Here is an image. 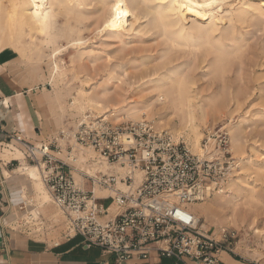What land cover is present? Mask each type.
<instances>
[{"label": "bare ground", "instance_id": "1", "mask_svg": "<svg viewBox=\"0 0 264 264\" xmlns=\"http://www.w3.org/2000/svg\"><path fill=\"white\" fill-rule=\"evenodd\" d=\"M88 7L92 10L94 31L120 43L124 42V33L130 31L135 22L140 18L146 19L144 29L147 33L153 31L162 46L159 62L151 72L154 80L150 82V96L138 101L127 100L116 90V86L109 85L108 69L91 70L90 67L94 76L83 74V67L80 66L83 57L90 59L91 64L96 62V51L82 50L87 43L81 33L83 21L90 17ZM224 21L227 26L221 27ZM254 22L264 28V0H212L211 3L210 0H0V48L10 47L20 53L18 63L24 81L31 88L39 83H50L51 90L44 88L43 92L59 133L66 135L76 130L86 109L102 112V115L110 116L114 123L151 119L154 109H169L179 113L178 123L168 127L171 139L177 142L184 138L192 154L203 156L208 153L201 147L199 128L211 117L228 111L233 100L225 88L197 100L200 91L195 89L196 71L203 65L201 77L222 78L243 48L241 40L236 38L235 25ZM179 53L191 58L174 64L173 55ZM68 54L71 55L69 65H66L63 57ZM106 58H109L108 55ZM80 74H83V79ZM96 76L102 81L94 84ZM226 130L229 148L236 153L247 141L246 133L240 128V121L228 125ZM69 135L72 136L73 132ZM70 142L73 143V140ZM73 147L71 160L78 169L90 175L109 173L111 170L91 150L75 144ZM239 155L234 162L239 169L235 179L214 192L208 202L188 205L192 213L200 221L202 219L201 231L213 228L215 238L222 229L229 227L243 232V235L253 229L254 233H259L254 226L260 213L264 214V195L253 182L247 180L251 175L261 178L264 168L242 153ZM0 158L3 162L11 159L19 162L13 173L25 178L31 187L37 204L30 217L41 223L39 210L49 206L51 199L40 179L39 170L24 161L14 144L0 150ZM114 169V173L122 171L119 167ZM242 171L248 172V176H241ZM3 176L8 179L10 173L3 170ZM74 176L77 181L81 180L76 174ZM118 187L122 186L118 184ZM109 194L94 188L95 197ZM114 210L112 205L110 211ZM241 247L242 241L236 247L240 254ZM247 255L264 258L256 250Z\"/></svg>", "mask_w": 264, "mask_h": 264}, {"label": "built area", "instance_id": "2", "mask_svg": "<svg viewBox=\"0 0 264 264\" xmlns=\"http://www.w3.org/2000/svg\"><path fill=\"white\" fill-rule=\"evenodd\" d=\"M207 135L214 142L211 159L209 153L192 154L183 141L174 142L144 122L110 126L105 119L80 122L72 137L59 133L39 146L9 136L4 148L14 144L24 161L39 170L51 203L65 218L68 236L101 248L114 257L113 264H150L152 255L173 264H219L220 254L235 255L237 233L222 229L215 238L201 231V221L188 209L223 189L233 171L228 135ZM71 140L91 149L110 167L109 173L90 175L78 169L71 160ZM114 167L122 173H114ZM73 174L81 180L75 181ZM96 187L110 193L113 212L98 203ZM18 222L24 229L28 225L24 218Z\"/></svg>", "mask_w": 264, "mask_h": 264}, {"label": "rangeland", "instance_id": "3", "mask_svg": "<svg viewBox=\"0 0 264 264\" xmlns=\"http://www.w3.org/2000/svg\"><path fill=\"white\" fill-rule=\"evenodd\" d=\"M87 13L90 14V17L83 21V31L81 33L83 39L86 40L87 43L82 47V50L89 51L90 49H93L96 51L94 54L96 56V62L91 64L90 59L83 57V60L80 64L84 70L83 74L93 75L94 73L90 72V69H108L110 70L109 85L116 86V90L122 93L127 100L138 101L142 97L150 96L152 94V92L149 90L150 86L152 85L150 82L154 80L151 72L155 65L159 62V51L162 46L160 40L156 35H154L153 31L147 33L144 29L146 19L140 18L137 22H135L133 28L130 31L124 33L122 39L124 42L120 43L115 39L105 38L103 34H98L97 31H94V19L93 16H91L92 10L90 7H88ZM223 26H227L225 21L221 24V27ZM234 31L236 33V38L241 40L243 48L230 64L224 76L222 78L214 79L210 77H201L203 65L199 66L200 69L196 71L195 75L197 81L195 89L197 88L200 91V93L197 95V100L209 95L211 92L221 91L223 88L229 90L230 97L233 100L228 111L222 113L221 116L211 117L204 126L199 128L201 134V147L203 148V145H206V142H208L206 145V151L210 155H208L207 158L211 159L213 158V155H215L213 147L214 142L212 141V138L207 135V132H211L214 138L221 132H224L228 135L226 130L227 126L240 121V128L246 133L245 135L247 141L244 142L243 146L240 147L238 152L233 153L228 144V162L231 164V167L233 166L234 170L230 172L229 180L235 179L237 177L239 169L238 167L234 166V162L236 161V158L240 156V153H242L243 156H247L250 160L255 162V164H261V166L264 168V28L262 24L255 22L253 24L239 23L235 25ZM6 48L12 50L14 49L10 47ZM6 48H0V51ZM105 54H107L109 58H106L107 55ZM17 55L18 58L21 56L20 53H17ZM70 55L71 54H68L66 57H63L64 63L66 65H69ZM190 58L191 57L188 55L182 53L173 55V61L175 62L174 64H181ZM77 67L78 66H76V68ZM43 72L45 75H47V69L45 66H43ZM83 74L79 75L81 79L84 77ZM94 79H96L94 80V84L102 81L99 76H96ZM37 85L39 86V90H43L44 88L51 90V87L49 86L50 83L48 82L45 84L39 83ZM86 90H88L87 85ZM123 90L125 93L122 92ZM69 102H71V100H69ZM97 113L98 111L95 109L84 110L80 122H84L86 124H95L105 118L106 123L110 126H122L125 124L144 122L151 126L155 131H163L168 134L169 125L177 124L179 121V113L173 112L169 109L156 108L153 111V118L144 119L145 121L143 120L139 122L126 120L114 123L110 116L107 115L106 117V115H102V112L98 114ZM99 116H102V118ZM70 132L74 133L75 130L69 131L66 135H69ZM58 135L59 133L55 136V138ZM70 137L72 136L70 135ZM179 140L183 141L188 146V148L190 147L184 138H180ZM70 144L72 145L73 150L75 148L73 147L74 142H70ZM120 173H122V171ZM13 174L23 178L22 176H19L15 173ZM241 176H248V172L245 173L242 171ZM247 181L253 182L256 189L262 195H264V175L261 178H256V176L251 175V178ZM24 183L26 186V182ZM212 198L213 194L200 203H206ZM31 199L34 205L33 208H35L37 199L34 196H32ZM106 204L107 203H104V205ZM50 208L53 209L51 212H54L56 217L60 218L59 222L54 223L53 221L48 220L43 214L41 215V219L43 220L42 224H40L39 220L33 217L27 216L24 218L28 224L26 225L25 229H28V232L31 233L30 236L32 238L40 240L44 239V237L51 238L53 237L51 233L57 228H60L61 231H66L65 219L60 215L52 203L50 204ZM190 211L192 212V210ZM46 220L49 221V223H46ZM254 227L255 230L259 231V233H254L253 229L248 230V232L243 235V232L239 233L233 227L226 229H235L234 231L237 233L238 238L235 245V252L240 254V252L236 250V247L237 243L242 241V247L239 248L241 255L246 259H250L251 261H259V263L264 264V258H252L247 255H252L256 250L264 256L263 213H260L258 216L257 223ZM208 231L212 233L213 228H210Z\"/></svg>", "mask_w": 264, "mask_h": 264}, {"label": "crops", "instance_id": "4", "mask_svg": "<svg viewBox=\"0 0 264 264\" xmlns=\"http://www.w3.org/2000/svg\"><path fill=\"white\" fill-rule=\"evenodd\" d=\"M18 59L17 53L12 49L6 48L0 51L1 151L7 144L9 136L39 146L49 142L59 133L53 122L44 90H39L38 85L31 88L24 81ZM18 164L19 162L15 159L3 162L0 158V264H113L112 255L103 253L97 246L85 245L80 236H68L66 231L57 228L51 233L53 235L51 238L34 239L30 236L28 229L17 225L19 219L25 218V215L31 214L35 209L32 210L34 205L31 197L34 193L31 187L25 178L12 173ZM3 170L10 173L8 179L3 176ZM73 177L75 179L74 174ZM85 188L89 189V187ZM108 196L97 198L100 199L98 203L104 208L109 207L110 211L112 204ZM104 203L107 204L104 205ZM21 206H24V211H20ZM51 209L49 205L39 210L40 224L43 223L42 214L54 223L60 221ZM46 223L49 221L46 220ZM219 261V264H249L251 262L237 252L235 255L222 253ZM149 262L150 264H173L172 260L158 259L155 255L151 256ZM187 263L195 264L190 261Z\"/></svg>", "mask_w": 264, "mask_h": 264}, {"label": "snow or ice", "instance_id": "5", "mask_svg": "<svg viewBox=\"0 0 264 264\" xmlns=\"http://www.w3.org/2000/svg\"><path fill=\"white\" fill-rule=\"evenodd\" d=\"M212 2V0H210V3ZM117 7H119V5H117Z\"/></svg>", "mask_w": 264, "mask_h": 264}]
</instances>
